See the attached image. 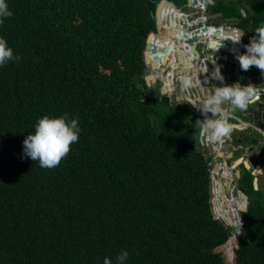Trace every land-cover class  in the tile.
Instances as JSON below:
<instances>
[{
  "label": "trees",
  "instance_id": "obj_1",
  "mask_svg": "<svg viewBox=\"0 0 264 264\" xmlns=\"http://www.w3.org/2000/svg\"><path fill=\"white\" fill-rule=\"evenodd\" d=\"M158 1L5 0L0 37L20 59L0 65V264H119L124 251V264L234 261V236L210 213L196 114L144 80ZM211 10L237 18L246 44L264 23V0H215ZM64 114L80 132L60 164L23 157L38 119ZM227 217L238 228L236 213ZM253 221L235 264H264V223Z\"/></svg>",
  "mask_w": 264,
  "mask_h": 264
},
{
  "label": "clouds",
  "instance_id": "obj_2",
  "mask_svg": "<svg viewBox=\"0 0 264 264\" xmlns=\"http://www.w3.org/2000/svg\"><path fill=\"white\" fill-rule=\"evenodd\" d=\"M160 1L161 0L157 2V5ZM199 1L201 2V0ZM198 7L200 8V5ZM179 8H181L182 13L187 17L192 16L191 14L194 11L193 7H189V10H183V6ZM11 15L12 12L9 11L5 0H0V18L10 17ZM204 18L206 17L204 16ZM2 22L3 20L0 19V23ZM154 31H156V28L149 33ZM213 38L218 41L220 40V38L217 37ZM239 39L240 37L233 40V42L238 43ZM199 46L200 49L205 52V45L198 44L197 49ZM185 47L189 48V45H186ZM244 47L246 51L236 56L241 70L246 72L252 66H255L260 69L261 74L264 75V23L255 29V35L250 38V42L244 45ZM19 59L20 57L14 56L13 50L8 47L6 39L0 37V65H4L9 60L19 61ZM215 67L216 66L210 67L206 62V57L200 55V60L197 64L198 71L197 73H194L193 77H191V72L186 73V67L181 69L180 65L174 70L176 72H170V69L167 68L162 71L160 66L156 70L158 71L159 77H162L163 75L166 76L168 82L171 83V81H169L170 77H172V82L174 84L180 82L181 90H186L187 94L191 95V97H195L196 93H194L193 90L197 86L204 85L207 86V88L214 89L209 91L202 102H199L198 104L193 103L194 106L198 107V110L204 117L203 120H196L195 126L200 127V135L207 142L222 145L234 130V125L230 122L233 111L237 109L246 111L253 100L259 98L260 93L252 83L241 85L239 82H236L232 85H225V79L221 74L220 68L218 66ZM147 73H149L148 66ZM229 73L232 74L231 72ZM208 75H211V79H208ZM156 81L157 82L151 85L159 84L160 90L162 84L159 80ZM172 100L175 101L174 97H172L170 101ZM225 105H228L229 107H225ZM209 113H211V116L208 115ZM79 132L80 128L78 126V119L74 118L69 120L68 114L59 117L44 115L38 119L35 125V132L29 133L24 139L23 157H30L33 161L38 160L41 168H54L58 166L61 160L70 152L71 145L78 141ZM240 227H242L241 220L238 225L239 230ZM127 257L128 253L126 251L122 252L120 256L117 257L119 264H124ZM104 264H112V262L110 259L105 258Z\"/></svg>",
  "mask_w": 264,
  "mask_h": 264
},
{
  "label": "flooded vegetation",
  "instance_id": "obj_3",
  "mask_svg": "<svg viewBox=\"0 0 264 264\" xmlns=\"http://www.w3.org/2000/svg\"><path fill=\"white\" fill-rule=\"evenodd\" d=\"M214 1L210 0L204 14L206 23L213 27L224 26V28L233 27L236 30H242L233 23L237 21V18L229 21L226 20L229 18L222 16L221 12L211 10ZM193 8L192 17L201 15L198 6ZM241 13L245 15L243 10ZM224 37L226 38V36L220 38L221 43L226 41ZM233 40L230 39L229 46L240 48L234 54L224 53L223 46L211 48L207 42L205 43V52L200 47L198 50L202 57L213 54L218 64L224 65L222 68L219 67L220 65L218 67L225 79V85H232L236 82L241 85L252 83L259 90L260 95L258 99L253 100L246 111L239 109L233 111L234 118H231L230 122L233 123L234 130L222 145L210 143V150H206L204 147L199 150L211 165L210 171L212 177L215 178V197L217 198L220 189L222 203L226 205L225 210H228L229 206L236 207L242 198L244 207L236 209L240 213L241 225L245 229L246 236L251 220L258 224L264 223V75L255 66L243 72L238 65L236 70V62H238L236 56L244 53L246 49L241 48L239 42L234 43ZM242 41L246 45L243 37ZM208 79H211V75H208ZM200 86L195 87L193 92L202 102ZM202 87L206 93L214 90L204 85ZM225 107L229 106L225 105ZM231 232H236L235 226L231 227Z\"/></svg>",
  "mask_w": 264,
  "mask_h": 264
},
{
  "label": "water",
  "instance_id": "obj_4",
  "mask_svg": "<svg viewBox=\"0 0 264 264\" xmlns=\"http://www.w3.org/2000/svg\"><path fill=\"white\" fill-rule=\"evenodd\" d=\"M186 4L189 7H195L200 5V13L201 15L197 17L189 16L187 17L184 13H182L181 8L176 7V5L172 1L168 0H161L157 8L155 10V18H156V31L151 32L148 34L145 44V49L143 51V58L145 65L149 68V73L145 74L144 80L146 84L149 86L157 82L159 80L161 82L160 92L161 95H165L170 100L174 97L175 101H184L186 102L189 107L195 112L196 120H203L204 117L201 112L198 110V107L194 106L193 103H199L200 98L196 94L195 97H191V95L187 94L186 90H181L180 82L174 84L172 82V77H170L169 81H167L166 76L159 77L158 71L156 69L159 68L164 71L166 68L170 69V72L174 71L178 65L181 66V69L186 67V73L191 72V77L194 76V73L198 71L197 64L200 60V53L197 49V45H205L207 42L209 47L213 48L223 46L224 53L231 52L232 54L236 53L240 50L239 47H232L229 46L231 43L230 39H239V45L241 48L244 47V43L242 41L243 31L241 29H235L233 27L224 28L222 27H214L211 29L206 23L204 15L210 4V0H204V2H200L199 0H186ZM169 7L171 10H176L180 15H170L163 12V7ZM240 9L243 10L245 15L249 14V9L240 4ZM221 15V13H220ZM229 21L236 20V18H229L226 19ZM226 36L225 42L221 43L217 39L213 37L223 38ZM231 37V38H230ZM155 39L156 41L160 42V45L156 43H152V40ZM189 45V48L185 47ZM149 52L152 56L149 55ZM193 55H192V54ZM187 55V56H186ZM206 62L210 67L218 66L217 60L214 59L213 54H208L205 56ZM177 59V61H176ZM209 60V61H207ZM239 63L236 62V70L238 69ZM220 68L224 67V65H220ZM202 72V71H201ZM207 87V86H205ZM201 96L203 100L205 99L206 93L204 88L200 86ZM211 116V113L208 114ZM232 118H234L232 116ZM238 119V118H235ZM195 120V121H196ZM201 129L199 126L193 125V142L196 149H201L204 147L206 150H210L211 144L207 142L201 135ZM211 172V171H210ZM213 180L212 174L209 177V209L213 219L218 220L223 227L226 229L228 235L234 236V261L232 263H225V264H235V249L239 247V240L245 237V229L240 227V230L236 228V232H231V225L228 223L226 217L222 216L221 218L216 217L214 208H213V201H212V193H213ZM240 213L236 210V218L240 222ZM233 218V217H230ZM235 226V225H234ZM236 227V226H235ZM239 232V234H238ZM225 241V240H224ZM225 242L215 247L214 252H218L220 255L224 248ZM222 257V256H221Z\"/></svg>",
  "mask_w": 264,
  "mask_h": 264
},
{
  "label": "bare ground",
  "instance_id": "obj_5",
  "mask_svg": "<svg viewBox=\"0 0 264 264\" xmlns=\"http://www.w3.org/2000/svg\"><path fill=\"white\" fill-rule=\"evenodd\" d=\"M211 29H213V27H211ZM218 193H221L220 192V189H219V191H218ZM217 196H218V194H217ZM241 200H242V198H241ZM229 205V204H228ZM225 208H226V205H225V203H224V205H223V209H222V212H224V214H222L221 212H220V210L218 209V207H217V214H216V217H219V218H221L222 216H224V217H226L227 218V220H228V223H230L231 225H235L236 226V228H237V222H236V220L234 219V224H232V219H230V218H228L227 217V215L230 213V212H234V213H236V207L235 206H229V209L228 210H225ZM238 223H239V221H238ZM238 230H239V228H237Z\"/></svg>",
  "mask_w": 264,
  "mask_h": 264
},
{
  "label": "rangeland",
  "instance_id": "obj_6",
  "mask_svg": "<svg viewBox=\"0 0 264 264\" xmlns=\"http://www.w3.org/2000/svg\"><path fill=\"white\" fill-rule=\"evenodd\" d=\"M183 10H189V7L187 5L183 6ZM200 47V46H199Z\"/></svg>",
  "mask_w": 264,
  "mask_h": 264
}]
</instances>
